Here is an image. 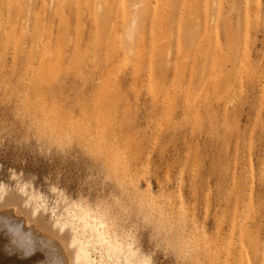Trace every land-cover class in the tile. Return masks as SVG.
<instances>
[{
	"label": "rangeland",
	"instance_id": "1",
	"mask_svg": "<svg viewBox=\"0 0 264 264\" xmlns=\"http://www.w3.org/2000/svg\"><path fill=\"white\" fill-rule=\"evenodd\" d=\"M9 203L71 256L73 204L152 264H264V0H0Z\"/></svg>",
	"mask_w": 264,
	"mask_h": 264
},
{
	"label": "bare ground",
	"instance_id": "2",
	"mask_svg": "<svg viewBox=\"0 0 264 264\" xmlns=\"http://www.w3.org/2000/svg\"><path fill=\"white\" fill-rule=\"evenodd\" d=\"M6 207L7 210L0 214L1 264L2 262L55 264L50 262L51 256L55 257L52 252L59 254L58 257L56 256L58 264H71V260L87 263L96 253H99L102 264H141L142 261L152 264L146 254L134 250L133 243L128 238L120 240L113 238L104 219L97 215L90 216L85 209L75 207L73 204L68 205L66 211L73 220H78L79 227L83 231V235L78 238V249L73 256L69 252V247L74 242H66L57 234L45 233V230L26 214L20 218L22 213L19 212L16 203H9ZM87 234V239H84ZM35 236L43 240L37 241Z\"/></svg>",
	"mask_w": 264,
	"mask_h": 264
},
{
	"label": "snow or ice",
	"instance_id": "3",
	"mask_svg": "<svg viewBox=\"0 0 264 264\" xmlns=\"http://www.w3.org/2000/svg\"><path fill=\"white\" fill-rule=\"evenodd\" d=\"M141 264H147V261H142Z\"/></svg>",
	"mask_w": 264,
	"mask_h": 264
}]
</instances>
